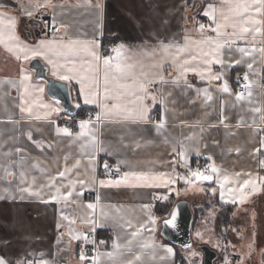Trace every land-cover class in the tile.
I'll list each match as a JSON object with an SVG mask.
<instances>
[{
	"label": "crops",
	"instance_id": "0c3cea01",
	"mask_svg": "<svg viewBox=\"0 0 264 264\" xmlns=\"http://www.w3.org/2000/svg\"><path fill=\"white\" fill-rule=\"evenodd\" d=\"M232 2L252 5L250 14L262 21L261 33L238 38L229 27L220 30L227 35L217 36L216 23L205 12L215 8L220 22V10L227 11L223 0H0L4 36L0 43V259L6 264H127L129 260L179 264L177 245L161 235L162 221L172 209L158 213V206L183 200L193 213L212 210L214 228L217 200L234 206L232 226L220 236L222 255H244L250 264H264V179H260L264 177V52L260 51L264 49V9L256 13L252 0ZM201 24L207 28L201 30ZM209 37L223 44L219 51L223 64L207 65L198 58L188 65L196 71L181 75L173 56L182 63L189 59L188 53L198 55L193 42ZM226 40L235 43L229 46ZM73 41L90 42L101 58L93 62L84 53L70 58L78 67L94 63L96 71L89 75L98 86L85 81V93H97L96 102H84L77 80L62 82L68 84L77 110L96 112L100 122L67 113L49 95L47 81L37 76L35 61L47 76L58 80L48 59L31 56L32 50L61 48ZM161 43H187L188 51L177 55L172 48L164 53ZM240 48L250 54L244 55ZM25 55L29 58L24 59ZM48 55L65 62L63 57ZM105 57L112 58L107 69ZM117 63L133 67L121 76ZM239 71L249 77L242 99H237L236 91ZM24 76L30 79L22 80ZM113 77L121 83H145L147 94L137 91L140 100L130 94L117 99L116 92L123 90L114 87ZM225 82L228 91H223ZM66 119L72 120L71 126L64 125ZM82 120L89 122L83 130ZM63 128L71 135L58 131ZM198 160L209 166L205 174L212 180L191 176ZM110 164L117 171L115 178L106 175ZM126 173L164 174L162 181L175 182L145 187L131 175L125 182ZM245 179L254 184L241 189ZM101 180L105 185L121 183L101 186ZM87 191L92 197L86 196ZM204 222L193 225L192 236ZM94 230L100 238L97 255L94 259L84 255L81 260L78 245Z\"/></svg>",
	"mask_w": 264,
	"mask_h": 264
},
{
	"label": "snow or ice",
	"instance_id": "6c2138e0",
	"mask_svg": "<svg viewBox=\"0 0 264 264\" xmlns=\"http://www.w3.org/2000/svg\"><path fill=\"white\" fill-rule=\"evenodd\" d=\"M223 4L226 6L227 11H225L223 8L220 10V22L216 21V16L214 15V13L216 12L215 8H212V6H209L210 8H212V11L205 12V15L211 16L213 19V22L216 23V28L213 29V31L217 33V36H220L222 34L227 35V33H222L220 30L227 29L229 27L233 29L231 35L236 36L238 38L242 37L245 33H250V32H254L257 34L261 33V28L259 27V25L262 23V21L253 18V16L250 14V8L252 7V5L246 2L233 3L232 0H223ZM252 4L256 5L255 7L256 13H260L261 10L264 9V0H252ZM27 15L31 16L32 13L29 12L27 13ZM2 23H3V20L0 19V24ZM9 23L11 26H14V21L10 20ZM200 29L203 30L204 25L201 24ZM237 29L239 31H237ZM11 38L12 37L10 36L9 39ZM185 39L187 41V37ZM3 42H4L3 32L0 31V43H3ZM41 43L43 46L44 42H41ZM193 43H195L197 47L199 48L198 55H193L191 53H188L189 59H184L182 63L177 59V56H173L172 58L173 63L178 65L181 71V75H183L187 71H196L195 68H190L188 67V65L190 64L191 61L197 60L198 58H204L203 63L207 65H210L212 63L223 64V61L219 58V51L223 47V44H221L218 40H213L211 37H209L206 40L197 41ZM224 43L229 44L230 46L232 43H235V41L226 40ZM77 44H81V46L76 47L75 45ZM203 45H206L209 50L204 51V48L202 47ZM119 47L123 48V45H120ZM160 47L164 53H168L170 49L175 48L177 55L188 51L187 43L184 46L161 43ZM9 50L11 51L12 49L9 48ZM113 51L118 52V49L113 48ZM239 51L243 53L244 55L250 54L248 50L245 48H240ZM260 51L264 52V49H260ZM48 53H52V55L56 57H63L65 62L62 64L59 62V60H54V59L49 58ZM81 53L91 56L93 62H98L101 59L100 56L97 54V52L91 47L90 42L82 43V42H77V41H73L67 45H63L61 48L49 47L47 48L46 51H42L41 49H35L31 51V56H44L46 59H48V63L52 64L53 66L52 75L55 76L58 80L60 81H71L73 79L77 80V82L80 83L81 85V95L84 96V102L86 104L95 103L96 102L95 96L97 95V93H93L91 91H89L88 93H85V87H86L85 81H89L92 84H97L98 86V82L95 80L94 76L89 75V73H95L96 71L94 63L87 62L86 67L83 64L78 67L75 64V62L72 59H70L71 57L78 56ZM28 58L29 56L25 55L24 59H28ZM17 59H19V56H17ZM111 59H112L111 57L104 58V65L106 69L109 67ZM237 63H239V61H237ZM115 67H116L117 72L121 73V76H127L129 74L127 70L131 69L133 66L130 64L122 66L120 63H117ZM248 67L251 68L252 65L249 64ZM61 69H63V71H61ZM201 75L203 78L202 73ZM215 78L220 79V76L217 75ZM244 78L247 79V75H245ZM28 79H30V77L28 76H24L22 78V80H28ZM113 79L116 80L114 87L118 90H123V91L116 92L115 98L117 99H119L120 96L122 95L130 94V95L135 96L137 100H140L142 99V97L137 95V91H143L145 94H147L145 83H138L136 81H133L132 84H129V83H121L119 79H117L116 77H113ZM149 83H151V81H149ZM104 85H105V89H104L105 98H107V94L110 91L108 87L109 74L107 70L104 73ZM39 91L43 92L44 89L40 88ZM223 91H228V86L226 82L223 86ZM249 95H251V93H249ZM242 98H243L242 93L237 94V99H242ZM208 99H211V96H208ZM114 107H118V105H114ZM104 108L105 110H108L106 104L104 105ZM125 111H128V110L125 109ZM255 111L258 112L259 109H255ZM139 115H140V118L142 119L145 118L143 109H141ZM97 119H99V116L97 117ZM88 123L89 122L86 120L80 121L81 129L82 130L85 129ZM58 131H62L65 134L71 135V133L69 132V129L67 128L58 129ZM83 134L84 132L82 131L79 135H83ZM262 145H264V142H262ZM257 151H259V149H257ZM261 163L264 164V161H261ZM216 171L217 170L213 167L212 172L215 173ZM60 175L63 176L64 173L62 172L60 173ZM129 175L135 177L137 181H142L143 183L140 186H145V187H161V186H167L168 183L175 182V181H162V177L164 176V174H161L160 177H155V176L149 177L148 174L146 173H131V174L126 173L124 177L125 182L127 181V178ZM237 175L239 176L240 174L237 173ZM247 175L251 176L250 173ZM191 176L201 181H208V180H212L213 178L211 175L205 174L199 170L191 172ZM181 179H184L186 183H192V181L186 177H181ZM224 179L227 180L228 177L225 176ZM260 179H264V177H261ZM157 181H161V182H157ZM120 183H121L120 181H115V182H109L108 185H105V181L103 180L100 181L101 186H118ZM249 184H254V181L251 179H245L243 181V184L240 185V188L243 189L244 186L249 185ZM133 186H136V185H133ZM221 187H223V185H221ZM57 192H59V189H57ZM68 196H71V192L68 193ZM53 199H56V197H53ZM88 207L92 208L93 205L89 204ZM145 207H148V206L145 205ZM176 216H177V211L174 209L171 213V220H166L165 223L171 224L173 227H175ZM151 219L154 223L155 218H151ZM197 235L199 236L200 233H197ZM85 240H87V237H85ZM168 251L171 252V249H168ZM111 255L112 254L109 253V256ZM85 258L86 257L83 254H81V260H84ZM136 259H139V257H136ZM0 264H6V261L3 259H0ZM127 264H133V262L129 260L127 261Z\"/></svg>",
	"mask_w": 264,
	"mask_h": 264
},
{
	"label": "water",
	"instance_id": "95a60500",
	"mask_svg": "<svg viewBox=\"0 0 264 264\" xmlns=\"http://www.w3.org/2000/svg\"><path fill=\"white\" fill-rule=\"evenodd\" d=\"M31 25H35L32 20H29ZM37 76L44 78L47 81L48 93L51 97L58 99L61 102L64 110L69 114H75L77 107L73 104L69 87L66 82L58 81L52 77L46 75L45 69L38 62L34 63ZM177 211V216L175 220V227L171 224H166V220H171V213L173 210ZM193 211L190 204L187 201H178L174 204L169 217L162 221L161 235L171 243L183 248H190L193 244L192 240V223H193ZM198 249L203 255V264H215L218 259V252L206 244L198 245ZM217 264H225L224 262H219Z\"/></svg>",
	"mask_w": 264,
	"mask_h": 264
},
{
	"label": "rangeland",
	"instance_id": "374dc122",
	"mask_svg": "<svg viewBox=\"0 0 264 264\" xmlns=\"http://www.w3.org/2000/svg\"><path fill=\"white\" fill-rule=\"evenodd\" d=\"M194 213L196 217L195 223H198L201 219H204L205 222L204 224H202V227L199 231H194L192 236L193 244L191 246V249L187 248L188 250H182V253L185 255L184 264H203V255L202 252L198 249V245L200 244H206L218 252L219 257L215 261V264L219 262H224L225 264H250L251 259L249 257H245L244 255L236 258L225 257L222 255L221 251L223 250L224 243L222 242L220 235L217 234L216 231H214L211 218V216L213 215L212 210L197 209L196 211H194ZM197 233H200V235L198 236ZM217 235L219 238L217 237ZM228 246L231 247L233 246V244L228 242Z\"/></svg>",
	"mask_w": 264,
	"mask_h": 264
},
{
	"label": "built area",
	"instance_id": "2783aa9c",
	"mask_svg": "<svg viewBox=\"0 0 264 264\" xmlns=\"http://www.w3.org/2000/svg\"><path fill=\"white\" fill-rule=\"evenodd\" d=\"M204 28L206 29L207 26H205ZM245 75H247V79L244 78ZM236 85H237L236 87L237 93L243 94L246 92L249 86V77L245 71H239L236 74ZM80 116H82L85 119L91 120V121H96V122L101 121L100 116L96 112L90 111L87 109H84ZM98 116H99V119H97ZM71 124H72L71 119L64 120V125L66 127L71 126ZM105 169H106V175L108 177L115 178L118 176L117 171L113 165L111 164L107 165ZM193 169L194 171L199 170L203 173H208L210 171L209 166L204 161H201V160H198L194 163ZM86 196L92 197V194L90 193V191L86 192ZM86 237H87V240H84L78 245L77 252L79 255L83 254L85 256L91 257V259H94L97 255L99 244H100V238H99L98 231L97 230L90 231L87 233ZM27 262H30V260H27Z\"/></svg>",
	"mask_w": 264,
	"mask_h": 264
},
{
	"label": "trees",
	"instance_id": "16d2710c",
	"mask_svg": "<svg viewBox=\"0 0 264 264\" xmlns=\"http://www.w3.org/2000/svg\"><path fill=\"white\" fill-rule=\"evenodd\" d=\"M83 110H84L83 108H80L73 115L80 116ZM214 202L218 206V210H217V213L215 215V220H214V228L217 234H219L220 236H224L225 232L232 226L234 206L230 204H221L217 200H214ZM204 205H208V204L204 203ZM173 206H174L173 202L162 203L158 206L157 211L158 213H168L173 208ZM193 214H194V217H193L192 227L193 225H195V221H196L195 213ZM176 248L178 249V252H177L178 263L184 264L185 255L182 253V250H185V249H182L179 246L178 247L176 246Z\"/></svg>",
	"mask_w": 264,
	"mask_h": 264
}]
</instances>
